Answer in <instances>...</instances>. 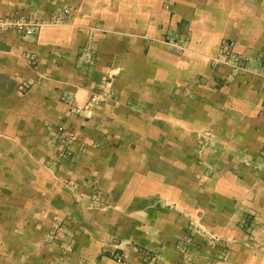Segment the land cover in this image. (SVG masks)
<instances>
[{
	"label": "crops",
	"instance_id": "0c3cea01",
	"mask_svg": "<svg viewBox=\"0 0 264 264\" xmlns=\"http://www.w3.org/2000/svg\"><path fill=\"white\" fill-rule=\"evenodd\" d=\"M14 16L45 25L0 35V264H178L187 238L195 264H264V0H0Z\"/></svg>",
	"mask_w": 264,
	"mask_h": 264
},
{
	"label": "built area",
	"instance_id": "2783aa9c",
	"mask_svg": "<svg viewBox=\"0 0 264 264\" xmlns=\"http://www.w3.org/2000/svg\"><path fill=\"white\" fill-rule=\"evenodd\" d=\"M52 22H58V19L52 20ZM45 24L38 23L35 21H27L23 20L19 17H8V18H0V35L4 34L8 30H16L19 34H21L24 38H28L33 36L37 31H39ZM168 36V35H167ZM165 38V45L169 46L171 49L179 52L184 53L187 50V44H188V36L182 35L181 37H171L168 36ZM93 51L91 48H86L83 50L82 54L79 56V63L83 64L86 70H90V68L93 66ZM25 61L27 64L34 69L37 67V61L36 56L33 54H29L25 56ZM244 60H242L235 50V44L230 40L223 41L220 51L216 58L214 59L215 65H224L227 64L233 69L240 70L242 69ZM27 88L26 86H23L21 88V91H25ZM108 98L107 94H103L102 98L93 97V101H105V99ZM65 145L62 147L60 152V157L66 158L68 155V145L74 140L73 136L70 134L64 135ZM53 237V235H52ZM190 240H187V244L189 246ZM74 246V245H73ZM72 247V246H71ZM70 247V248H71ZM186 249V248H185ZM187 250V249H186ZM189 251H187V255H189ZM188 263L190 264V259L186 258Z\"/></svg>",
	"mask_w": 264,
	"mask_h": 264
},
{
	"label": "rangeland",
	"instance_id": "374dc122",
	"mask_svg": "<svg viewBox=\"0 0 264 264\" xmlns=\"http://www.w3.org/2000/svg\"><path fill=\"white\" fill-rule=\"evenodd\" d=\"M236 53L238 54V56L242 59V60H244V63H243V66H242V69H240V70H236V69H233L232 67H230L229 65H227V64H222V65H216V67L217 68H220V69H223L225 72H227V74H226V79H227V81L228 82H232L233 80H235L237 77H239L241 74H243V73H245V72H247V70H248V64H249V61L247 60V59H245V58H243L237 51H236ZM259 62V66H258V69L260 70V72L262 73V74H264V58L263 57H261L259 60H258ZM202 153H203V146H199V147H197V157L198 158H202ZM60 228V227H59ZM58 228V229H59ZM66 228V227H65ZM62 228H60V230H61ZM60 230H57L56 231V233H53L52 235H53V239L54 240H56V236L58 235V232L60 231ZM63 230H64V228H63ZM66 238V239H65ZM62 239L63 240H66L65 242H64V244H67V245H65V246H67V247H65V250L69 253L70 252V250H72V248H73V241H75L74 240V238H73V236H71V234L68 232L67 234H65V237L63 238L62 237ZM187 240H190V238H187L186 240L185 239H183V240H181L180 242H179V244H178V246H177V249H178V252H179V254H180V259H179V261H178V264H187L188 263V261H187V259L186 258H189L190 259V264H195V258H194V256H193V254H192V252H191V248H192V242H191V240H190V242H189V246H188V244L186 243L187 242ZM72 246V247H71ZM71 247V248H70ZM187 250H186V249ZM187 251H189L190 253H189V255H187Z\"/></svg>",
	"mask_w": 264,
	"mask_h": 264
}]
</instances>
